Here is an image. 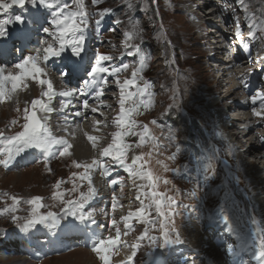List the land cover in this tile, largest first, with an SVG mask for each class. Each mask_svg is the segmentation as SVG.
<instances>
[{
    "label": "snow or ice",
    "instance_id": "1",
    "mask_svg": "<svg viewBox=\"0 0 264 264\" xmlns=\"http://www.w3.org/2000/svg\"><path fill=\"white\" fill-rule=\"evenodd\" d=\"M102 2L103 0H91L94 7ZM152 3H156V0H152ZM127 6L132 7L131 4ZM26 8L34 10L31 15L24 14ZM12 9H20L21 11L11 12ZM231 11L235 17L237 29L235 39L240 41L244 48H247L248 45L244 43L243 33L240 31V13L244 14L249 38L254 39L257 33H264V9L261 10L260 17H257L251 10L250 0H238V7H232ZM110 12L111 9L105 8L96 13L98 16L95 20L97 28ZM157 15L159 14L157 13ZM115 23L119 24L120 21L116 20ZM88 28L89 12L86 10L84 0H74V3H61L60 0H0V104L11 100L13 94L18 91L26 90L29 82H33L41 88L39 98L33 99L30 106H27L26 102L23 109L24 122L21 125V130L11 136H4V133L0 131V145H2L0 147V165L9 168L17 158L30 155V150H37L43 156L46 170L51 172V169L48 168V161L57 155L60 157L71 155L69 150L73 147L67 140L52 134L48 124L49 115L47 114L56 111L50 106L53 99L57 96L64 98L86 97L80 107L84 110L90 108L92 113H97L100 112L103 105L90 107L88 98L101 101V97L105 95V90L112 83L119 90V112L112 119V125L116 130L111 133V142L101 148L98 156L94 157L91 163L72 161L75 168L83 171L73 173L69 177V180L72 181L71 191L73 193L78 192L79 188L84 187V182L87 183V190L79 192L75 198L66 199L67 190H60L61 185L66 181L57 180L53 185L54 191L51 198L59 201L62 205L59 212H41L44 205L42 203L43 198L39 196H34L25 201L31 206V212L23 223L20 222L21 218L14 214L17 211V206L21 203L20 198L9 197L12 204L4 212L13 213L11 222L17 224L21 232H29L37 228L38 225L49 229L72 232L80 230V225L87 227L89 223L96 224L94 213L86 211V205L99 195L92 176L93 172L99 169L100 174L106 178L108 188L113 189L110 212L101 209V212L108 217V221L106 225L100 227L107 228L110 234L97 236L93 233L89 246L90 251L95 254L100 264H113V257L119 255L120 248L123 246L129 249L130 254L120 264H134V258L143 247L148 249L149 256L155 254V259L152 260L151 264H170L169 253L176 246L187 243L176 225V217L182 216L185 212L198 211V205L207 195V189L217 178L219 151L210 150L203 160H200L199 156L197 157L200 166L196 176L190 180L193 187L183 193L176 187L173 179L155 175L147 168L148 161L145 157L151 158L152 151L133 154L130 158V152L142 148L147 143H151L153 149L159 147L149 127V124L156 125L157 121L152 120L141 124L136 119L137 116L143 115L153 106L152 97L154 93L150 91L153 85L142 75L146 67L149 66L151 57L150 54L142 51L139 44L135 43V40L140 37V30L136 24L130 21L129 30L123 32L122 48L124 51L121 55L137 57V64L109 66V62L116 58L99 51L85 61L83 54L86 53ZM163 35L161 32L162 37ZM163 42L166 47H171L170 41L164 39ZM34 44L36 46L27 55H24L29 46ZM14 52L18 55L14 56ZM66 55L69 62L57 69L61 81L63 82L65 78L79 73L82 85L79 88H68L57 92L53 81L49 78V61L60 60ZM77 61L82 62L77 63ZM169 63H175V60H170ZM129 67L132 68L130 77H125L121 81L120 74L126 72ZM85 77L87 78L85 79ZM110 77L113 79H109ZM240 79L243 83V78ZM179 98L180 93L174 87L173 103L168 106V111L173 108L177 111L182 110L183 106L179 102ZM257 100H259V110L253 108L252 113L254 116L264 119V92H257L255 96L251 97L253 105L257 103ZM70 103V100H61L60 111L67 109ZM16 111L19 112L20 109L17 108ZM41 113L45 115H39ZM72 115L79 117L82 113L78 110ZM67 119L65 116V122ZM16 123L15 120L12 121V124ZM102 123L101 120L97 119L94 130L98 131ZM107 126L105 123L104 127ZM84 135L95 150L99 137L88 133H84ZM216 135L219 137L221 134L217 132ZM128 137H137V140L135 143H130ZM167 139L170 142L176 141L177 132L169 130ZM180 153L181 149L177 145L175 151L167 159L175 162ZM226 155L229 157L233 155L230 147ZM157 163L161 165L164 172H172L175 177L186 175L188 171L187 164L170 169L163 161H157ZM223 163L227 166L228 161L224 160ZM114 168L122 169L132 181L133 187L137 190L135 200L140 205L135 210L130 209L126 215H121L118 218L115 213L123 205L120 204L121 198L116 196L113 186L120 185L121 190H123L122 179L120 177L107 179L112 175ZM234 179L238 185L242 182L238 176ZM76 180L81 183L77 185ZM137 181L143 183H137ZM161 183L171 185L174 195L158 191ZM183 199H187L191 203H183ZM3 214L0 213V215ZM210 219H215L223 224L226 233L237 235L231 217L226 211V206L221 205L220 210ZM132 221L143 225V230L129 243L122 237H127L133 230ZM250 222L253 226L258 223L254 215L250 217ZM251 235L255 236L256 232H252ZM244 242L246 243V241ZM238 251L239 249L231 243L226 246V253L229 256H236ZM252 258L257 261V264H264V239L255 241ZM180 264H201V262L194 256H187Z\"/></svg>",
    "mask_w": 264,
    "mask_h": 264
},
{
    "label": "rangeland",
    "instance_id": "2",
    "mask_svg": "<svg viewBox=\"0 0 264 264\" xmlns=\"http://www.w3.org/2000/svg\"><path fill=\"white\" fill-rule=\"evenodd\" d=\"M60 2L74 3V0H60ZM84 3L86 5V10L89 12V28L87 29L86 42L91 41L95 48L97 45H99V47H101L99 52L111 55L116 58L112 62H109V66L122 64L135 65L138 63L137 57V60L134 62L135 57L132 58L127 55H121V53L124 51V49L122 48L123 32L125 30H129L130 21L131 23L136 24L138 26V29L140 30V37L135 40V43L139 44L142 48V51L144 53L150 54L151 57L149 66L146 67L142 75L145 79L149 80L152 83L157 105L152 112L146 111L143 115H140L138 119L140 121L148 122L156 118V132L164 131L165 133L167 131L168 133L169 130H173L177 132V138L184 137L186 139L189 131L187 127L182 126L183 122H181L180 125L177 126L178 128L174 127L173 125L168 128L167 124L163 122L162 124L158 120L165 117L168 113H171V111H168V106L173 103L172 95L173 88L175 87L180 93L179 102L183 107L180 111L173 109L174 113L182 117L183 120H186L188 117L192 118V116L193 118H197L202 126L204 136L208 139L210 138L211 141L220 144L222 148L221 150H219L220 160L217 162V178L207 189V195L204 196L203 201H201V203L198 205V211L191 213L185 212L182 216L176 217V225L180 230L182 238H184L187 243L182 246H176L169 253L170 264H180V262L187 256H194L199 262H201V264H211L210 255L205 252V246H203V248H200L199 243L197 242L200 238V235H207L211 231V229L209 228L210 223L216 224L218 226V234L221 235V239H224L221 244L222 246L217 247L219 250H226V246L229 244L228 241L230 240L233 241L231 243L239 244L238 249H241L245 246V248H243V252L249 251L253 253L255 250V241L264 239V236L260 231V236L251 235L252 232L257 231V226H253L250 222V217L254 215L259 221V227V219L263 216V214L261 216L260 213L263 212L262 208L264 207V191H261L262 186L260 185L259 180L261 175H264V171L262 172V174H257L252 178L250 173L253 171L250 172L249 168H243V164L240 159L243 157L242 155H240L243 152V150L240 148L242 147V143H239L240 146L238 145L237 148L239 149V155L237 153L235 156L233 153L231 157L226 155L228 148L232 147L230 144H228V139L224 136H227V134H234L237 128H239V125L237 124L236 130L235 128L231 130L228 129V132L223 133L218 128L219 124L224 128V126L226 127V125L230 124V122L227 121L226 124H224L222 121H219L218 113H224V111L221 110L223 107L221 101L225 99V96L227 97V107L236 97H240L239 93L241 92L238 89V82L241 79H237L236 73H233L232 70H230V73L232 75L230 74V76L228 77L226 76L225 78H219V74L215 73L213 69H209V67L207 66L209 57H207L208 52L206 51V42L204 40V36L202 35V32L206 27H198V24L200 22L197 23V21L194 20L192 15L190 14L194 10L193 5H191V3L193 2L191 0H156V3H152V0H103L100 5L95 7L91 4V0H84ZM128 4H131L132 7L129 8L127 6ZM250 7L252 12L257 17H260L261 10L264 9V0H250ZM105 8L111 9V12L110 14L105 16L102 23L99 25V28H97L95 20L98 18V16L96 15V13L99 10ZM19 11V9H13L11 12ZM157 13L159 15H157ZM199 15H201L203 18L204 12H199ZM207 17L209 16H207L206 14L205 22L210 21V19L208 21L206 20ZM214 19L216 18L213 17V20ZM116 20H119L120 23H115ZM233 20L235 21L234 16ZM241 20H245L244 14L242 12L240 13V22ZM210 31H212V29ZM161 32H163L164 34L163 37L161 36ZM261 37L262 39H260ZM164 39L170 41V48L166 47V44L163 42ZM256 40H259L257 43V47H255L257 60L258 62H260L261 60L264 62V33H257ZM166 53L167 55H165ZM66 57L68 56L66 55ZM211 58L213 59V55ZM173 59L175 60V63L170 64L169 61ZM131 71L132 68L129 67V70L125 72L123 77L125 78L126 75V77H130ZM49 75L51 74L49 73ZM243 76V81L248 80V77H251L248 76V74H245ZM255 76L257 77V75ZM123 77L120 78L121 81H123ZM221 80L224 82H221ZM219 81L221 83L220 86L224 89L219 88ZM30 85L34 86V84L29 82L28 86ZM230 88L235 89L236 93L234 92L233 94L230 93L225 95V91ZM217 89H219L220 92H217ZM23 91L25 90L18 91L15 94H23ZM39 94L35 95L33 91H28L26 93L31 101L35 97L39 98ZM112 96L114 97V95ZM11 100L10 102H8V104H6V102L0 104V131L4 133V136H11L20 131L21 125L24 122L23 109L26 105L22 104L16 106L15 104L11 103ZM115 100H118V96H116L115 99L112 98L111 103L115 102ZM210 102L216 104L221 103L218 106V108L220 109H209L208 104ZM257 103L258 104L255 105H253L252 103L251 104L255 106L257 110H259V100H257ZM17 108L20 109L19 112L16 111ZM229 108L231 107L229 106ZM115 111L117 112L118 110L112 109V111L107 114L112 116L109 118V120H112L116 116ZM166 112L167 114H165ZM182 114H185L186 116L183 117ZM244 114L246 115L247 113L241 111V113L239 114L234 113L233 116L237 115V117H240V115L243 116ZM39 115L43 116L45 114L41 113ZM60 115L58 117H61ZM13 120H15L17 123L12 124ZM90 122H92L91 118ZM250 124L252 123L250 122ZM107 125L109 126L108 128L99 126L98 131L89 130V135L97 137L106 136V139L102 140H105V142L107 143L111 142L110 137L111 133L114 132V130H112L113 127L109 122ZM245 126H247V124ZM255 128H258V126ZM51 130L54 136L63 135L68 143L70 142L71 135L68 131H65V134H57V132L54 133L55 129ZM217 132L221 133L219 137H217L216 135ZM258 132L259 129H255L253 133H250L249 136L247 135L248 141L250 138H255V135H257ZM80 139L81 140H79V142L75 140L76 142L74 141V143L78 144L84 149L86 148L85 146H88V150L90 152L92 151L91 154H95V151H98L97 149L93 150V148L90 147L91 144H88L90 142H88L86 137L84 139L80 137ZM134 139V137H130L128 141L132 143ZM157 141H159V145L162 144V140L159 139L156 140V142ZM251 143L253 144V142ZM98 145L102 144L98 143ZM235 145H237V143H234L233 148L236 147ZM0 147H2V145H0ZM183 147L184 144L180 149L181 154L184 155L179 158L178 162L180 164L177 165V167H182L183 165L187 164L188 171L186 175H182L183 178L181 180H179L178 182H174L176 187H178L182 193L187 192L193 187V184L190 183V180L192 177H194L192 175V170L196 166V162H194L196 156L190 153L187 154ZM145 149L141 148L140 150L141 152L145 153ZM137 152L138 149H135L134 154H138ZM30 153L31 154L28 158L32 156L35 159V156L39 155L36 150H30ZM236 157H239V159H236ZM248 158L249 159L246 158V160L242 158V161L248 162V164H253V159L250 157ZM19 159L21 158H17V160L14 161L13 164L9 166V168H4L2 165H0V213H4L3 215H0V264H34L31 262L33 261L32 258L34 257L27 260L26 256L21 255L22 253L18 251V245L22 246L19 247L21 248V250H23L22 248L24 246V243L20 239H17L15 241L17 243H15L14 241L4 242L7 239H15L19 236L30 238L32 236V231L34 230L32 229L29 232H26L27 236H25L24 232L20 231L17 224H13L11 222V215H13V213L4 212V210L10 207L12 204V201L9 197L16 196L20 198L21 203L17 206V211L14 214L20 217V222L23 223L24 219L27 218L31 212V206L25 203V201L31 199L34 196L43 198L42 203L44 207L41 209V212H59L62 205H60L59 201L53 200L51 198L54 191L53 185L57 180L66 181V183L62 184L60 188L61 191L67 190L65 197L66 199L75 198V196L78 195L79 192L87 190V183L84 182V187L79 188L78 192L73 193L71 191L72 181L69 180V177H71L73 173H79L83 171L82 169H77L73 166L72 161L75 160L79 162L80 160L76 159L72 155V153L69 156L60 157L59 155H57L55 158L50 159L48 161V168L51 169V172L46 170L43 158L40 157V162L31 164L29 167L23 169L14 168L15 163ZM224 160L228 161L227 166L223 163ZM80 162L84 163V161ZM254 165H256L258 169L264 168L262 165L257 163H254ZM154 172L155 175L161 176L162 174V172L159 171L158 166H155ZM237 176L242 181L239 185L235 183L234 179V177ZM102 178L104 177L102 176ZM125 179L122 181H125ZM75 182L77 183V185L81 183L79 180H76ZM101 182L103 183L104 181L101 180L97 182V184L102 185ZM137 183L143 182L137 181ZM129 184L126 185V187H129V189H131L132 191L126 190V192L124 193V197H122L119 201L120 204L123 205V207L121 208V212H124L123 214L120 212V216L126 215L130 210L131 205L133 203L136 204L137 202L135 200L137 190L133 187L132 182H130ZM249 184L251 188L249 187ZM114 187L115 186H113V188ZM111 190L113 189L108 188L106 184L104 192L108 191V194H110ZM114 190H118L119 192L118 195L116 194L117 197L123 195L121 194L120 190L117 189V187H115ZM158 191L166 192L169 195H174L171 185H164L163 183H161L159 185ZM231 192H236L237 195H232ZM201 195H203V193H201ZM238 195L241 201L240 204H238L237 202ZM182 202L191 203V201L187 199H183ZM101 204L103 205L91 206L89 203L88 205H86V211L95 213V211L98 209L99 211H96L97 214L95 215L98 217H102L104 216V214L101 212V209L109 211V208H111V200H109V202L101 201ZM105 205L107 206L105 207ZM221 205L226 206V211L229 213L237 232V235L230 234L232 240L229 239L227 242L226 238L223 236L224 225L217 222L215 219H210V217H213L215 213L220 210ZM255 205H258V207L260 208H255ZM137 206H140L139 202H137ZM136 208L137 207L135 206V208L132 210H135ZM210 210L211 212H209ZM196 213H199V215ZM202 215V218L197 217ZM181 224H184V229L180 227ZM139 225L141 226V224ZM40 226L42 225H38L37 228ZM47 229L50 231V233L53 231L52 234L57 231V229H49L46 227H44L43 229H39L40 231L43 230L44 237H48V233L46 231ZM139 230L140 229L136 228L135 226V229L130 232V237L133 240L140 234ZM104 235H106V232L104 233ZM39 236H42V234H38L36 238H39ZM70 237L73 238L74 236L71 235ZM191 237H193L194 239ZM123 238H125V240L127 239L126 241H128V236ZM244 241H246V243ZM37 242H40V240H37ZM87 249L89 250V248ZM86 252L87 251L84 250H76L66 255H59L53 252L56 257L46 259L39 264H74L73 257L76 254H78V256H83L82 263L85 261L86 257L87 259L91 258L94 264H100L94 253L90 251L86 254ZM125 252L124 250H121L122 256L126 258V256L130 254L129 249H127ZM248 257L250 256L248 255ZM19 259H23L25 261L17 263ZM153 259H155V254L153 256H149L148 249H144L142 247L139 250L137 256L134 258V264H151ZM118 260L119 259L116 257L114 261ZM119 263L120 261H118V264ZM84 264H87V261H85Z\"/></svg>",
    "mask_w": 264,
    "mask_h": 264
},
{
    "label": "bare ground",
    "instance_id": "3",
    "mask_svg": "<svg viewBox=\"0 0 264 264\" xmlns=\"http://www.w3.org/2000/svg\"><path fill=\"white\" fill-rule=\"evenodd\" d=\"M192 1V0H191ZM233 1V0H232ZM233 7H237V6H233ZM214 14L216 13V11H214L213 12ZM208 16V15H207ZM214 18H217V16L216 17H214ZM206 20L208 21L209 20V17H207L206 18ZM193 26V25H192ZM195 26V25H194ZM199 27V26H198ZM211 32L212 31H210L209 32V34H211ZM99 51V50H98ZM15 53V52H14ZM15 54H17V53H15ZM213 59H216V54H214L213 55ZM60 61L59 60H51V61H49V73L51 74V75H49L50 77L49 78H51V76H52V78H51V80L53 81V83L55 82V86L54 87H56V88H58V84H60L61 86H62V90H65L66 89V86H68V84H67V82H66V79H64V81L62 82L61 81V77L59 78V79H54L53 78V73H55L56 71H57V69H58V63H59ZM208 66V65H207ZM212 71V70H211ZM220 73H221V75H220V77L219 78H225L226 76H230V72H227V70H226V68L224 67V66H221V69L220 70H218ZM206 72V71H205ZM124 74H125V72H123L122 74H120V78H122L123 76H124ZM232 75V74H231ZM127 76V75H126ZM125 76V77H126ZM211 76V75H210ZM232 77V76H231ZM234 77V76H233ZM124 78V77H123ZM210 78V77H209ZM123 80V79H122ZM224 80V79H223ZM221 82H224V81H222L221 80ZM32 84H34V86H32V85H30V86H28V88L25 90V91H23L24 93L23 94H14L13 96H12V104H15L16 106H19V105H22V104H24V105H26V102H27V106H30V102H31V100H30V98L26 95V93L28 92V91H33V93L36 95V94H39L40 93V91H41V88L39 87V86H37L35 83H33V82H31ZM221 83H220V81L218 82V86H219V88H222L221 86ZM217 87V86H216ZM224 87V86H223ZM113 88L115 89L116 87H115V84H114V86H113ZM222 89H224V88H222ZM222 89H221V91H222ZM61 90V91H62ZM214 90V89H213ZM227 90V89H226ZM219 91V89H217V92ZM220 92V91H219ZM236 93V91H235V89H233V88H230V89H228L227 91H226V93H225V95H227V94H230V93ZM216 94V93H215ZM119 97V96H118ZM215 97V96H214ZM213 97V98H214ZM80 98V97H79ZM112 98H114L115 99V96L113 97L112 95H104L103 96V98H101V100H104L102 103H100L99 102V104L98 105H103L102 107H101V109L100 110H102V114H100L99 116H98V118H99V120H101L103 123L100 125V126H103L104 127V124L106 123V124H108V122L110 123L111 122V120H109V118L110 117H112L111 115H107L108 113H110L111 111H112V109H116V110H119V107H118V100H115V102H113V103H111V100H112ZM34 99H37L36 97L34 98ZM58 99L59 100H70V101H72L73 102V100L74 99H76V98H64V97H59L58 96ZM117 99V98H116ZM236 99V98H235ZM215 100V99H214ZM208 101V100H207ZM210 101V100H209ZM226 101H227V97L225 96V99L224 100H222L221 101V103L223 104L222 106V109L221 110H223L224 112H229L230 111V109L231 108H229V106L227 107V105H226ZM92 102L93 103H96L97 101L96 100H94V99H92ZM207 103V102H206ZM221 103H219V104H221ZM74 104V103H73ZM117 104V105H116ZM219 104L217 103H212V102H210L209 104H208V107H209V109H220V108H218V106H219ZM97 105V106H98ZM15 106V107H16ZM71 106V105H70ZM69 106V107H70ZM74 106H75V104H74ZM94 106H95V104H94ZM205 107V106H204ZM81 109V107H80V105H78V110H80ZM71 111H73V110H69L68 108L67 109H64L63 111H60V112H57L55 115H50L49 116V120H48V124H49V126H50V128L51 129H55V131H54V133L55 132H57V134H60V133H64L65 134V131H68L69 132V134L71 135V140H70V144L73 146L69 151L72 153V155L76 158V159H79L80 161H84V163L86 162V163H91V161H92V159L94 158V157H97L98 156V153H99V151L100 150H98L97 152L95 151V154L93 155V153L91 154V152L88 150V146H85L86 148L84 149V148H82L81 146H79L78 144H76V143H74V141L76 140V141H78L79 142V140H81L80 139V137H79V135H84V133H88L89 134V131H88V126H91V123L92 122H90V119L88 120H85V114H88L87 115V117H89V116H91V115H93V116H96V113H92L91 112V110H89V111H86L84 114H82L81 116H79L78 118H79V121H80V125H81V128H78L79 126H78V124H76L75 126L77 127H73V126H71L70 124H72V120L71 119H69V115H68V113L69 112H71ZM103 111H106V112H104L103 113ZM116 112V111H115ZM61 114V115H60ZM239 114V113H238ZM61 116V117H58V116ZM102 115V116H101ZM226 115H228L227 113H218V118H219V121H222V118H223V116H226ZM65 116H67V122H65ZM213 116V115H212ZM216 116V115H215ZM233 116V115H232ZM244 116V117H243ZM242 117L243 118H245V117H247V118H245L244 119V121L243 122H241L238 118H233L231 121H229L230 123H231V126L232 127H236L237 126V124L239 125V126H241V125H244L243 123L245 122V123H247V122H249V121H251V123H252V125L251 126H249V128H248V134L247 135H249L252 131H253V128H254V122H252V121H259V118L258 117H256V116H254L253 114H251V115H243ZM63 117V118H62ZM57 118V119H56ZM70 123V124H69ZM87 126V127H86ZM94 126H95V123L93 124V126H92V128L90 129V131L91 130H94ZM245 126V125H244ZM248 126V125H247ZM247 126H245V127H247ZM109 126H107V127H105V128H108ZM216 127V126H215ZM225 127V126H224ZM221 128V127H220ZM221 134V133H220ZM66 135H68V134H66ZM107 135V134H106ZM98 137H100L99 138V142L98 143H100V144H103L104 143V141L102 140V139H105L106 138V136H98ZM232 137V139H233V142L234 143H237V145H235V146H238L239 145V143H244L245 145H243L242 147H245L246 145H250V141H248V140H246V139H244V137H245V135L243 134V132H242V129L239 127L237 130H236V132L234 133V135H232L231 136ZM230 137V138H231ZM111 138V137H110ZM216 138V137H215ZM222 138H224V137H222ZM221 138V139H222ZM226 138V137H225ZM217 139V138H216ZM220 139V140H221ZM251 139V138H250ZM75 141V142H76ZM82 142V141H81ZM89 142V141H88ZM229 142V141H228ZM233 143V144H234ZM81 144V143H80ZM88 144H90V143H88ZM252 144V143H251ZM90 147H92L91 145H90ZM238 148V147H237ZM242 149V148H241ZM264 149V148H263ZM92 150V149H91ZM239 150V149H238ZM259 151H260V149H259ZM88 152H90V153H88ZM239 152V151H238ZM244 157V156H243ZM239 158V157H238ZM106 159V158H105ZM241 159V158H240ZM242 160V159H241ZM79 161V162H80ZM239 164V163H238ZM256 164V163H255ZM243 165H244V167L245 168H249L250 169V172L251 171H253V172H251L250 173V175L252 176V178L254 177V176H256L257 174H262V172L264 171V168L263 169H258L257 167H256V165H252V164H247V163H243ZM252 165V166H251ZM121 172H123L122 170H120ZM244 174V173H243ZM93 176V180L94 181H96V179H97V175L96 174H93L92 175ZM245 176V175H244ZM258 178V177H257ZM102 183V182H101ZM259 183H260V185L262 186V188H261V191L263 192L264 191V175H261V177H260V180H259ZM132 187V186H131ZM249 187H250V184H249ZM251 188V187H250ZM134 189V188H133ZM99 192V191H98ZM250 192V191H249ZM256 195V194H255ZM263 195H264V192H263ZM252 197H253V195H252ZM98 198H101V194H100V192H99V195L94 199L95 201H94V203H92V204H90L91 206H97V205H101V202H100V200L99 201H97L98 200ZM106 199L107 200H110L109 199V195L106 197ZM138 202V201H137ZM136 202V203H137ZM106 204V203H105ZM254 204V203H253ZM103 205V204H102ZM110 205V204H109ZM107 205H105V207H106ZM129 206V205H128ZM255 208H257V209H259L260 207H258V205H255ZM127 209V208H126ZM96 211H99L98 209L96 210ZM96 211H95V213H96ZM122 210H121V208H119L118 210H117V212L115 213V215H116V217L118 218L119 217V214H123L124 212H121ZM109 212H110V210H109ZM121 212V213H120ZM94 213V212H93ZM97 214V213H96ZM100 216V215H99ZM94 218L96 219V221H97V223L96 224H91V226H90V228L85 232L84 230H82L81 229V232L78 230V231H72V232H75V235H73L74 237L73 238H75V237H77V238H83L84 240H85V242L86 243H90L91 242V240H92V238H93V233H95V235H97V236H100V235H103V236H107V235H109L110 233H109V231H108V229L107 228H104V227H100L101 225H106L107 224V221H108V217H106L105 215L104 216H102V217H98V216H94ZM121 227H123V226H121ZM224 230V229H223ZM221 231V230H220ZM71 232V233H72ZM106 232V235H104V233ZM192 233V232H191ZM222 233V232H221ZM219 235V234H218ZM224 236V235H223ZM229 236V234H227V237ZM191 238H193V237H191ZM194 239V238H193ZM193 239H192V241H193ZM203 239V236L202 235H200V238H199V240L197 241L198 243H200V240H202ZM232 240V239H231ZM230 241V240H229ZM220 242H221V240L218 238V237H212L211 235H207L206 237H205V239H204V243H203V246H205V252L207 253V254H209L210 255V262H211V264H245L246 262H241L240 260L241 259H243L244 260V257L242 258V256H241V254L240 255H238L239 253H237V255L236 256H229V255H227V253H226V250H219L217 247L219 246V244H220ZM231 242H233V241H231ZM230 242V243H231ZM229 243V244H230ZM222 244V243H221ZM225 244V243H224ZM232 244V243H231ZM31 246H33V244H30V243H28L27 241H26V244H24V246H23V248L24 247H26V248H29V247H31ZM22 248V249H23ZM24 250V249H23ZM28 249H25V251H27ZM223 251V252H222ZM1 253H2V251H1ZM201 253H202V251H201ZM86 254H87V252H86ZM80 255V254H79ZM221 255H222V257H221ZM225 257H224V256ZM82 255H80V256H78V254H76V255H74V259H73V262H74V264H77V263H79V264H84V262L85 261H87V264L89 263V264H94V262L91 260V258H86L85 257V261L82 263ZM24 258V257H23ZM117 258L119 259V261L121 262L122 260H125L126 258L125 257H123L122 256V254H121V250H120V252H119V255H117ZM207 258V257H206ZM229 259H232L231 261L229 260ZM21 261H25V260H21V259H19V261H17V263H20ZM46 262V261H45ZM120 264V263H119Z\"/></svg>",
    "mask_w": 264,
    "mask_h": 264
},
{
    "label": "trees",
    "instance_id": "4",
    "mask_svg": "<svg viewBox=\"0 0 264 264\" xmlns=\"http://www.w3.org/2000/svg\"><path fill=\"white\" fill-rule=\"evenodd\" d=\"M174 118H173V117ZM172 116L170 115V117L171 118H173V123L175 124V125H180V123L182 122V118L181 117H179V116H175V114H172ZM169 117V118H170Z\"/></svg>",
    "mask_w": 264,
    "mask_h": 264
}]
</instances>
